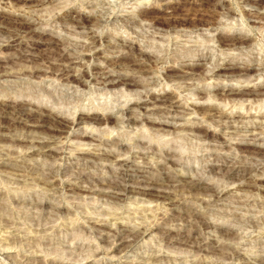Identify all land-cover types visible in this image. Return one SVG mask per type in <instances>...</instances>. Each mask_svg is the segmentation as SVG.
Here are the masks:
<instances>
[{"label": "rangeland", "instance_id": "374dc122", "mask_svg": "<svg viewBox=\"0 0 264 264\" xmlns=\"http://www.w3.org/2000/svg\"><path fill=\"white\" fill-rule=\"evenodd\" d=\"M215 3L220 5L218 9L212 11L214 16H207L214 24L213 29L197 26L202 21V14L210 11ZM168 4L171 6L170 9ZM0 12L5 16L17 14L19 17L31 18L30 21L39 25L37 29L40 34L38 38L29 37L30 34L24 31L19 33L8 18L0 17V43L3 41L0 55L5 57L0 60V65L6 72L0 75V101L9 94L32 99L34 103L39 102L53 108L54 111L60 110V114L66 116L69 115V110L73 112L75 108L78 110L75 113L77 117L80 111L87 107H92L93 112L99 106L103 115H106V112L103 113L101 108H111L114 113L117 107L120 108L123 104L131 108L122 119L113 117L106 124L104 120L94 124L87 122L86 118H78L72 125L67 139H54L65 142L53 143V146L58 148L64 145L63 153L59 154L62 159L45 158L37 154L27 155L29 151L37 148L29 149L33 144L39 141H53L48 137L53 127L51 124L32 126L31 122L26 120L16 122L19 113L14 110L8 112L6 117L0 116V133L26 135L33 140L0 141V161L20 164L22 167L13 169L11 166H0V264H30L33 259L48 264L46 260L55 258L77 261V264H219L226 258L225 255H230L233 251L239 253L241 258L233 257L226 260V264L228 262L264 264V194L258 193L257 190H238L239 186L244 184V180L240 178L231 179L227 183L220 182L221 189L232 192L222 200L215 199L206 188L195 190L194 194L184 193L179 188L172 187L167 181H161L157 187L174 194H165L161 197L158 194L88 193L81 187L72 190L61 185L48 189V186L35 179L38 176L46 178L50 172L48 167L62 163L63 169L59 172L58 178L65 184L71 180L84 187L110 191L106 185L98 184L94 179L85 176H82L83 179L77 178L80 171L97 177H104L110 173L107 169L110 160L101 159L98 155L77 156L78 150L75 149L85 147L94 151L98 147L96 143L106 138L110 140L119 138L131 146L120 154V158L129 157V168H141L147 173H155V177H159L160 180H163L166 172L181 176L189 173L190 169L192 171V168H196L193 175L203 177L205 184H213L222 179L223 173L211 175L206 173L202 176L203 172L200 169L201 158L209 160L207 154L210 153V148L214 146L219 148V142L212 136L205 139L194 135L195 133L190 130L179 131L178 128L186 123L202 124L203 119L201 120L196 113L183 112L186 108L188 112L191 102L198 99V94L195 95L198 88H206L207 92H211L220 85L225 88L232 86L242 88L248 84L250 86L264 84L263 65L259 71L254 67L251 71L244 68L249 59L256 55L261 61L264 60V19L256 17V13H264V0H37L30 3V6L25 0H0ZM83 18L90 20L91 28L76 27V21ZM181 18L186 19L182 27ZM133 20L137 22L134 23ZM92 29L98 33L99 38L107 34L109 37L103 40L100 47L98 46L101 56L94 57L87 63H77V67L73 69V72L87 69L91 74L86 81L80 83V86L73 83L62 85L53 79L41 83L44 77L41 71L36 74H29L27 71L22 73L23 68L42 65L44 57L56 61L60 59L59 53L63 52L71 53L72 57L79 56L82 49L85 51L91 42L87 32ZM219 32L234 35L231 40L229 39L233 44L232 48L220 46L216 41H208L212 38V33ZM244 35L251 38V45L239 42ZM7 37L8 39L15 37L17 42L8 45L5 41ZM36 39V48H32L30 44ZM136 49H142L151 58L157 55L165 61L157 65L151 62L152 67L149 66L148 71L132 67L126 64L125 57L131 54L134 56ZM202 51L209 56L212 54V61L198 60ZM106 56L111 59L109 63L104 60ZM190 63L195 64L196 70L185 78V81L169 77L166 73L169 66L181 69ZM218 63L233 66L238 64L239 67L223 70V73L231 72L230 75L217 74L215 65ZM253 65L257 66L259 63L253 62ZM99 67H102L101 71H108L111 76L107 81L109 82L106 84L107 87L105 84L101 86L103 80L101 74L97 73ZM125 76L136 78L138 83L114 87L113 83ZM50 84L57 88L53 91L55 98L45 91V87ZM162 88L167 91L174 90L176 95L174 105L172 107L156 105L147 116H150L149 120L158 118L174 123L167 127V131L155 130L151 122L141 121L142 117H146V111L135 105V102L139 103L146 99L145 94L149 90L158 91ZM61 93L63 95L69 93L72 96L61 99ZM221 98H227L228 102V97ZM65 100H68L66 101L68 104ZM254 103L252 102L251 111L247 106H251V101L245 104L238 102L235 105L227 103L225 111L230 115L238 111L244 115L241 120L243 122L240 119L232 120L230 128H222L215 122L205 123L211 128L214 126L218 133L229 140L228 145H232L222 149V155L229 157V165L248 161L244 157L245 152L234 148L236 141L246 143L255 139L264 147V121L261 122L262 119L257 118L260 111H264V102L260 105ZM117 115L120 116L121 113ZM252 124L258 127L255 126L253 131L243 129ZM84 130L88 132L93 130L96 133L90 143H81L77 140V137L86 135ZM138 134L146 135V139L139 141V145L137 141L136 145L135 139ZM153 135L158 136L156 138ZM151 136L154 137L152 141L149 140ZM112 142L109 141L104 147L115 149L116 145ZM153 148L160 154L168 148L177 149L179 153L171 152V155L179 158L182 153L188 157L186 167H176L170 159L165 162L161 157L143 155ZM219 150L221 151L220 148ZM254 166L258 172H263L264 160ZM114 167L119 170L117 166ZM121 181L124 182L122 179ZM132 181L129 183L137 186L147 184L145 178L141 176H135ZM193 211L204 214L211 223L224 225L223 228L199 225L197 222L199 218L194 217ZM2 220L6 221L7 227ZM142 222L152 223L153 227H150L137 242L135 241L128 252L118 253V256L112 258L111 255L107 258L103 255L98 259L90 256L96 246L102 248L115 246L116 236H113V231L110 230H119L120 224L142 226ZM227 227H230V230ZM167 230L172 233L169 234V242L165 238ZM169 235L167 234L168 237ZM7 236L16 239V243L7 245ZM119 241L117 242L120 243ZM80 244L85 248L76 247ZM216 246L223 248L217 250L214 248ZM151 256L159 258L153 260Z\"/></svg>", "mask_w": 264, "mask_h": 264}, {"label": "bare ground", "instance_id": "6f19581e", "mask_svg": "<svg viewBox=\"0 0 264 264\" xmlns=\"http://www.w3.org/2000/svg\"><path fill=\"white\" fill-rule=\"evenodd\" d=\"M36 1L37 0H25L26 4H29V6H30V3H33ZM169 2H167V3H169ZM160 5H164V4H160ZM211 5H209V6H211ZM219 5L220 4L215 3L214 5L211 6L212 9H210V11L207 9L208 12H206L207 11L206 10L205 11L206 13L202 14V16H203V18L201 17L202 21L199 24L197 23L198 24L197 26H201L204 29H213L214 24H213V22L210 21L209 18H207V16H209V17L214 16L213 12L216 9H218ZM164 7H166V6H164ZM164 7H163V9H164ZM168 7L170 9L171 6L169 5ZM215 13H217V12H215ZM2 14L3 13L0 12V17L2 16L4 18H8L12 22V26L15 29L19 30V33H20V31H24L27 34H30L29 37H38L40 35L39 30L37 29V26H39V25L35 24L33 21H30L31 18L27 19L26 17H22V16L19 17L17 14L12 15V16H5V14L4 15H2ZM256 17H257V19L258 18L264 19V13H259V14L256 13ZM185 21H186L185 18H181V27L185 25ZM133 22H134V20H133ZM136 22H134V23H136ZM260 22H261V20H260ZM38 24H39V22H38ZM75 25L78 28H84V29H88L89 27L91 28L90 20L87 18H83L81 20L78 19L76 21ZM213 32H214V30H213ZM16 33H18V32H16ZM87 33H89V35H90L91 42L89 43V45H87L85 51H84V48L82 49L83 51L81 52V54L79 56L72 57L71 53L63 52V53H59L60 54L59 55L60 61L57 59L59 57L58 55H57L58 57L56 58L57 59L56 61H54L55 59L52 60V58L44 57L42 59V65L31 66V67H27L25 69L23 68V69H21L23 71L22 73L27 71V72H29V74L30 73L36 74L37 72L41 71L44 75L41 83H43V81L45 83V80L49 81V79H53V81H58L62 85H69L70 83H73V84H76V86H80V83L86 81V78H89L91 76V74H90L89 70H87V69H86V71L84 69L81 72L80 71L79 72H75V71L73 72V69L75 67H77V63H81V62L87 63V62H90L91 59H93L94 57L99 56L100 54H99L98 46L101 43H103V40L105 38L109 37V35L107 34L106 36L103 35L105 37L99 38L98 33L96 34V31H94L93 29ZM102 34H104V33H102ZM230 35L229 34L224 35L221 32L216 33V34L212 33V35H211L212 38L209 39L208 41L209 42L216 41L219 43L220 46H223L225 48L226 47L229 48V47H231V45H233L230 40L234 36V35H232V36H230ZM8 37H7V40H5L8 43V45H11L12 42L15 43L16 35L12 39L11 38L8 39ZM23 38H25V37H23ZM30 39H32V38H30ZM26 40H28V39H26ZM132 41H130V43H132ZM20 42H18V43H20ZM36 42H37V39L34 40L33 43L30 44L32 46V48H36L35 47V44H37ZM237 42H238V40H237ZM239 42L243 45L248 44V43H249L248 45H251V38H249L247 35H244L242 38L239 39ZM1 43H0V46L2 45ZM134 48H135V46H134ZM1 50H2V48H0V51ZM135 52H136L137 56L135 53H134L135 54L134 56H132L133 54H131V56L126 55V57L124 56L126 58V60L125 59L124 60L127 61V63L125 62L126 64H128L132 67H139L140 70L148 71V69H149L148 67L151 66V64H150L151 62H154V65H157V64H160L163 61H165L162 57H159L157 55H155L151 58L148 55V53L143 51L142 49H139V50L136 49ZM32 54L33 53H31V55ZM20 56H22V55H20ZM73 58H75V59L77 58L80 60L74 61ZM118 58H120V57H118ZM1 59H5V57L2 54L0 55V60ZM205 59L211 60V59H213V55L210 54V56H209L208 53H206V54H204V52L201 53V56L198 58V60L202 61ZM104 60L108 63H109V61H111V59H109V56L104 57ZM121 60L122 59H120V61ZM57 61H59V62H57ZM253 62H258L259 65H257V66L253 65ZM121 63H123V62H121ZM220 63H222V62H220ZM220 63L215 65L217 67V70H216L217 74L220 73V74L230 75L231 72H224L223 73V70L229 69V68L234 69V68L239 67L238 64H236V66H233L230 64L227 65L228 63H225V64L223 63L220 65ZM110 64H111V62H110ZM262 65L264 67V60L261 61L259 59L258 55H256V57L249 59V63L244 68L247 71H251V69L254 67L257 69V71H259V70H262V69H260V67ZM1 66L2 65H0V75H3L6 72L4 71V69L1 68ZM96 66H98V65H96ZM103 67H105V66H103ZM99 69L97 68V70H98L97 73L101 74V76L100 75L99 76L102 77V80H103L101 82L102 83L101 86L103 84H105V87H107L108 85L106 86V84H109V82L107 83V81L111 79L110 78L111 76L108 74V71H106V70L101 71L102 67H99ZM195 70H196L195 64L190 63L188 66L186 65L184 68H181V69L176 68L175 66H169L166 70V73H167V75H169V77L184 80L185 78L189 77L192 73H194ZM52 75H54L56 77H52ZM121 79L122 80L118 79L117 81L112 79L115 81V83H113L114 87L115 86L116 87H118V86L122 87V86H128V85H135L138 83V80L134 77L125 76ZM99 80H101V79H99ZM50 86L48 85L47 87H45V91L51 97H54L55 95H54L53 91L57 90V88L54 86L52 87V84H50ZM45 91H43V92H45ZM207 91H208V89H206V88H198L196 90L197 93H195V95L198 94L197 95L198 99L195 101L191 100L192 102L189 106L190 110L188 112H187V108L183 110L184 113L186 112L185 114L196 113L201 118V120L203 119L204 124H203V121H202V124L201 123H195V122L186 123L184 125H181V127L178 128V130L179 131L180 130L181 131L190 130V131L195 133L194 135H196L198 137L202 136L205 139L209 136H212L216 141L219 142L218 147L221 149V151L219 150V148H216L215 146H214V148L211 147L210 153L207 154L208 155L207 157H210V159L207 160L205 158L204 159L201 158L202 166L200 168L201 171L203 172L202 176H204V174H206V173L208 175L223 173L221 176L222 179H219V181H217L216 183L205 184V181L202 180L203 177H199L200 175L199 176L193 175V171H195L196 168H192V171L190 169L188 171L189 173L182 174L181 176L180 175H172L171 173L166 172V175L163 178V180L158 179L159 177L158 178L155 177V173H149L148 172L149 173L148 174L147 172H145L141 168L131 169V168H129V164H130L129 157L128 158H122V157L120 158V154H122L124 152L125 148H127V147L131 148V146L127 145V143L125 144L119 138L114 139V140L113 139L110 140L109 138L100 140L99 142L96 143L97 144L96 146H98V147L95 146L96 147L95 150H98V152L95 150L94 151L88 150V148H85V147H76L75 148L78 150L77 156H81L82 154H87V155H91V156L92 155H96V156L98 155V157H100L101 159L105 158L107 160H110L111 163L109 165H107V169L110 173L107 176L97 177L95 175L84 174V173H82L83 171L82 172L77 171L78 175H79L77 178L83 179L82 176H85L88 179L89 178L94 179V181L96 183L106 185L107 188L111 189L110 191L103 190L102 188L97 190V189H94V188L89 187V186L84 187L83 185H78V184L72 182L71 180H68V182H66V184H65L64 182L61 181L60 178H58L59 172L61 171V169H63L62 163H59L57 165L51 164L52 166L48 167V168H50L49 175L46 176V178H44L42 176L35 177L36 181L41 183V184L44 183V185L48 186V189H53V188L61 185V186H65V187L67 186V188L72 189V190H75V189L81 187V188H84V190L88 193L89 192H99V193H107V194L108 193L109 194H111V193H113V194H131V193L158 194V196L161 195V197H164L165 194H174L172 192H168L166 190L159 189L157 187V184L161 183V181H167L172 187L174 186L176 189L179 188L181 190V192H184V193L187 192L190 194H194L195 190L206 188L209 191H211V194H213L215 199L222 200V199H225L227 196H229L232 192L225 191V190L221 189V187L219 185L220 182L227 183L231 179L240 178V179L244 180V184L240 185L238 190H240V191L257 190L258 193L264 194V170H263V172H258L256 167L254 166V164L256 165V164H260V162H263V160H264V147H261L255 141V139L253 141L248 140V141H246V143L236 141L234 144V148L237 150H240L242 152H245L246 155L244 157L247 158L248 161L245 162L243 160L244 163H238V164L233 163L232 165H229L230 161L228 160L229 159L228 155H222V149H224L226 146H229L228 145L229 140H227L223 135L218 133L215 130L214 126H213V128H211L210 125L205 124L206 122L210 121V123L215 122V124L217 126H220L222 128H230L231 125H229V124L232 120L237 121L238 119H240V121H241L242 118H244L243 113L238 111V112L230 115V113H228V111H225V107L227 106V103H229L231 105H235L238 102L241 104H245V102L251 101V106L249 107V105H247L251 111V109L253 107L252 102H255L254 104H258V105H260L261 102H264V84L256 85V86H250L248 84L247 86H244L242 88L236 87V86L225 88V86L220 85L219 87H216L215 90H213L211 92H207ZM70 96H72V95L69 93H65L64 95L62 94L60 97H61V99H63V98L67 99ZM221 96L228 97V102H227V98L224 99V98H221ZM231 96H233L232 98H234V99H232ZM234 96H236V97H234ZM145 97H146V99H144L142 102H139V103L135 102V105H137L138 107L144 108L146 111L145 112L146 117H142L140 120L143 122H145V121L151 122L153 125L152 127H154L155 130L158 129V130L167 131V127L171 124H174V123H171V122L166 121V120H161L158 118L157 119L154 118L152 120H149L148 118H150V116H147V114H149L148 112L153 111L152 109L155 108V106L159 105V104H163L164 106H171L172 107L174 105V102H175L174 99L176 97L174 90L167 91L165 88H162V90H158V91H155V90L150 91L149 90L145 94ZM252 97H254V98H252ZM230 98H231V100H230ZM57 100H59V99L57 98ZM219 100H221V101H219ZM66 101H68V100H65V102ZM57 102L59 103V101H57ZM66 103L68 104V102H66ZM184 106H185V104H184ZM184 106H183V108H185ZM129 108L130 107L123 104V106H121L120 108H119V106L117 107V110L115 113H114V111H112L111 108H101L102 109L101 111H103V113L106 112V115H103L102 113H100L99 106H98V108H95L94 109L95 111H93V112H92V110H93L92 107H89V108L87 107L85 109L81 108L82 110L81 111L79 110L80 114L78 115V117L75 115V113H77L78 110L74 108L73 112L68 109L70 112H69V115L66 116L65 114H60V112H61L60 110L54 111L53 108H50L49 106L41 105V103H39V102H37V104H36L32 101V99L28 100V99H23L22 97L20 98V97H15L13 95L7 94V96H5V98H2L0 101V116L6 117L8 112H10L11 110H14V111L19 113V116L18 117L16 116V118H17V119H15L16 122H21V121L26 120L28 122H31L32 126H41L44 124H51L53 127L49 131L48 137L53 139V141L52 140L39 141V142H37V143H35L29 147V149H31L33 147H37V148L34 149L33 151H29V153L28 154L26 153V154L29 156L37 154V155H40V156L45 157V158L46 157H55V158L62 159V156L60 155V157H59V154L63 153L62 146H64V145H62L61 147L58 148V147L53 146V143H57V142L63 143L64 141H55L54 139H61V138L67 139L69 137L70 130L72 129V125L74 124V122L78 118H86L87 122L94 123V124H96L100 120H104L105 124H106V123H109V121L113 117H117L118 120L122 119L124 117V114L126 113V111L129 110ZM113 110H114V108H113ZM247 111H249V110H247ZM118 113H121V115L120 116L117 115ZM257 118L262 119L261 122H263L264 121V111H260ZM137 119H139V118H137ZM241 122H243V121H241ZM29 125H30V123H29ZM255 126H257V125H255ZM255 126L252 124L250 126H246L243 129L246 131H253ZM105 131H107V130H105ZM84 132H86V135L77 137V140H79L81 143H88V142L90 143L93 140L92 136L96 135V133H94L93 130L91 132L84 130ZM153 136L156 137L158 135H153ZM154 137L151 136L149 140L152 141L154 139ZM6 139H8L9 141H13V142H15V141H33L29 136H26V135L25 136H16L14 134L11 135V134L0 133V141L3 142ZM145 139H146V135L138 134V136L135 139L136 145H137V141H138V145H139V141L145 140ZM95 140H97V139H95ZM109 141L110 142L113 141L112 143H115V145H116L115 149H109V148L107 149V147H104L105 145H107L109 143ZM208 146H209V144H208ZM231 146H229V147H231ZM171 152L179 153L177 151V149H175V148H168V149L164 150L163 152H161V154H160V152H158L156 148H153L150 152L143 153V155L147 156L146 154H148V156H151V157H156V158L161 157L162 159H164L165 162L170 159V160H172L174 166L186 167L185 164H187L186 160L188 159V157L183 156L181 153V156L179 158H176L175 156L171 155ZM117 156H119V157H117ZM211 157H212V160H211ZM69 160H70V158H69ZM250 160H251V162H249ZM0 166L1 167L2 166L3 167L11 166V168H13V169H20V167H21L20 164L18 165L15 163H8V162H4V161H0ZM114 166H117V168H119V170L117 171ZM77 172H75V173H77ZM135 176H141V177L145 178V182H147L146 186L145 185L137 186L135 184L129 183L130 181L133 180V178ZM121 179L124 182H122ZM251 187H252V189H250ZM194 212L195 211H193V214L195 215L194 217L199 218V220L197 221V222H199V225H202L203 227H207V228L208 227H210V228H213V227L223 228L224 225L211 223L209 220L206 219L204 214H201L199 211H196L195 213ZM2 221H3L2 223L4 224V226L7 227V224L5 223L6 221L5 220H2ZM141 224H142V226H137V227H131V226H126V225L120 224V226L118 225L119 230H115V229L110 230V231H113L112 235L116 236L115 240H117V241L120 240L121 242L119 241L120 243H118L116 241L115 246L113 245L114 247H111V248H109V247L102 248L101 246H96V249L93 250V254H91L90 256L91 257L94 256L95 259H98V258L103 257V255L105 256V258H107L111 255L110 257L112 258V257L118 256L117 255L118 253L128 252L130 246L135 241L137 242V240L150 227H153L152 223H149V224L145 223L144 224L142 222ZM227 229L230 230V227H227ZM165 233H166L165 238H166L167 242H169L170 241V235L169 234H172V233H170L168 230ZM167 234L169 235V237L167 236ZM12 238L13 237H11V239L8 236L6 237V239L8 240L7 245L11 246L10 244L16 243V239H14V238L12 239ZM89 246H90V244H89ZM76 247H78L79 249L85 248V246H82V244H80ZM76 247L74 246V248H76ZM214 248L217 250H220L223 247L216 246ZM232 250H233V248H232ZM225 256H226V258H225ZM225 256H224L225 259L223 258L224 260L222 262H220L219 264H226L225 263L226 260L228 261L229 259H232L233 257L236 259L241 258V255L239 253L234 252V251H233V253L231 252L230 255L227 254ZM76 258H77V256H76ZM150 258L153 260H157L159 257L151 256ZM221 260H222V258H221ZM147 261H145V262H147ZM30 262L32 264H42L37 259H33ZM46 262L48 264H77L76 263L77 261H75V262L64 261V260H59L56 258L46 260ZM108 264H112V263H108ZM227 264H233V262H228ZM244 264H246V263H244Z\"/></svg>", "mask_w": 264, "mask_h": 264}]
</instances>
